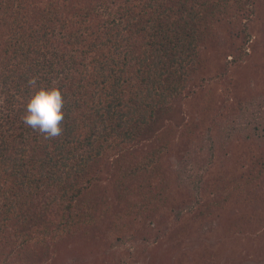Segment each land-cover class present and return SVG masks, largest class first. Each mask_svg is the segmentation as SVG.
Here are the masks:
<instances>
[{"label": "trees", "instance_id": "obj_1", "mask_svg": "<svg viewBox=\"0 0 264 264\" xmlns=\"http://www.w3.org/2000/svg\"><path fill=\"white\" fill-rule=\"evenodd\" d=\"M254 1L0 0V236L15 243L7 248L41 244L47 257L68 234L87 236L101 218L88 194L112 171L102 161L127 170L122 161L195 79L219 24L232 28ZM33 77L63 92L55 139L21 121ZM262 162L249 177L262 174L264 186ZM148 186L166 205L168 190Z\"/></svg>", "mask_w": 264, "mask_h": 264}, {"label": "rangeland", "instance_id": "obj_2", "mask_svg": "<svg viewBox=\"0 0 264 264\" xmlns=\"http://www.w3.org/2000/svg\"><path fill=\"white\" fill-rule=\"evenodd\" d=\"M254 3L232 28L219 24L195 79L122 161L127 170L102 161L113 166L88 194L101 213L91 232L68 234L47 257L41 244L7 248L13 237L0 236V264H264L262 174L249 177L264 159V0ZM152 183L168 190L166 205Z\"/></svg>", "mask_w": 264, "mask_h": 264}, {"label": "clouds", "instance_id": "obj_3", "mask_svg": "<svg viewBox=\"0 0 264 264\" xmlns=\"http://www.w3.org/2000/svg\"><path fill=\"white\" fill-rule=\"evenodd\" d=\"M28 86L32 90L26 103L22 123L43 135L45 139H55L62 132V121L65 113V104L61 88L53 83L52 86L38 84V78L28 80Z\"/></svg>", "mask_w": 264, "mask_h": 264}]
</instances>
